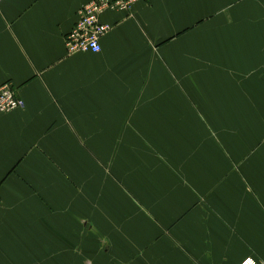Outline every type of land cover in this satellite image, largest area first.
Listing matches in <instances>:
<instances>
[{
	"label": "crops",
	"instance_id": "obj_1",
	"mask_svg": "<svg viewBox=\"0 0 264 264\" xmlns=\"http://www.w3.org/2000/svg\"><path fill=\"white\" fill-rule=\"evenodd\" d=\"M3 0L0 264L264 261V0Z\"/></svg>",
	"mask_w": 264,
	"mask_h": 264
},
{
	"label": "built area",
	"instance_id": "obj_2",
	"mask_svg": "<svg viewBox=\"0 0 264 264\" xmlns=\"http://www.w3.org/2000/svg\"><path fill=\"white\" fill-rule=\"evenodd\" d=\"M3 0H0V3ZM138 0H91L81 8L78 20L65 37L66 53L97 54L101 50V39L111 30L109 25L100 21V15L107 11H131ZM24 107L23 101L16 96L12 87L6 83L0 86V115ZM240 264H264L253 258H246Z\"/></svg>",
	"mask_w": 264,
	"mask_h": 264
},
{
	"label": "rangeland",
	"instance_id": "obj_3",
	"mask_svg": "<svg viewBox=\"0 0 264 264\" xmlns=\"http://www.w3.org/2000/svg\"><path fill=\"white\" fill-rule=\"evenodd\" d=\"M18 110V109H17ZM15 111V110H14ZM11 112H13V111H11ZM7 113H10V112H7ZM7 113H4V114H7ZM2 115V114H1Z\"/></svg>",
	"mask_w": 264,
	"mask_h": 264
}]
</instances>
